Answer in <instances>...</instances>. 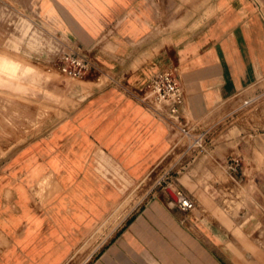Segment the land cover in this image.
I'll use <instances>...</instances> for the list:
<instances>
[{
	"label": "crops",
	"instance_id": "crops-1",
	"mask_svg": "<svg viewBox=\"0 0 264 264\" xmlns=\"http://www.w3.org/2000/svg\"><path fill=\"white\" fill-rule=\"evenodd\" d=\"M29 4L33 24L79 46L89 70L46 88L52 103L43 109L20 108L32 128L0 139V264H66L156 167L177 182L206 175L204 156L174 160L173 131L138 101V90L173 70L180 116L192 124L264 80V0ZM180 189L192 211L158 190L129 205L93 251L84 249V264H225L220 246L228 236Z\"/></svg>",
	"mask_w": 264,
	"mask_h": 264
},
{
	"label": "rangeland",
	"instance_id": "rangeland-1",
	"mask_svg": "<svg viewBox=\"0 0 264 264\" xmlns=\"http://www.w3.org/2000/svg\"><path fill=\"white\" fill-rule=\"evenodd\" d=\"M32 4L29 0H0V63L6 60L15 65L12 69L0 66V139L32 128L19 109L41 110L51 104L45 89L62 79L54 65L59 44L29 19L33 14L25 9L29 7L27 10L33 11ZM32 36L40 43L34 44ZM19 81H22L21 88ZM188 125L193 127L191 139L172 132L174 160L182 153L184 164L204 156L202 170L206 175L196 181L184 176L177 182L170 172L156 167L123 197L116 207L118 211L112 212L109 221L104 220L96 228L88 237L89 242L66 264H84L87 261L84 249L93 251L129 205L141 203L163 189L176 201L169 188L182 191V187L194 195L203 217L216 221L228 236L229 241L220 246V255H229L225 264H264V80L248 87L201 121ZM195 141L201 147L188 148ZM232 160L238 161L233 173L228 170ZM214 185L219 186V192L213 190Z\"/></svg>",
	"mask_w": 264,
	"mask_h": 264
},
{
	"label": "built area",
	"instance_id": "built-area-1",
	"mask_svg": "<svg viewBox=\"0 0 264 264\" xmlns=\"http://www.w3.org/2000/svg\"><path fill=\"white\" fill-rule=\"evenodd\" d=\"M59 49L55 58V67L58 73L70 80H77L83 77L89 70V61L79 46H74L67 39L57 38ZM138 101L144 105L154 109L161 117H163L172 131L186 139L193 137V127L183 122L180 116L181 107L183 105V91L179 83L178 77L171 69H164L155 73L148 79L144 85L138 90ZM199 141H195V145H189L188 148L198 146ZM238 167V161L232 160L228 170L235 172ZM177 208L184 212H190L195 208L194 202L186 196L182 191L175 190Z\"/></svg>",
	"mask_w": 264,
	"mask_h": 264
},
{
	"label": "bare ground",
	"instance_id": "bare-ground-1",
	"mask_svg": "<svg viewBox=\"0 0 264 264\" xmlns=\"http://www.w3.org/2000/svg\"><path fill=\"white\" fill-rule=\"evenodd\" d=\"M169 189H170V190L173 192V194H174V191H175V190H174L173 188H169ZM174 195H175V194H174ZM175 197H176V196H175Z\"/></svg>",
	"mask_w": 264,
	"mask_h": 264
}]
</instances>
